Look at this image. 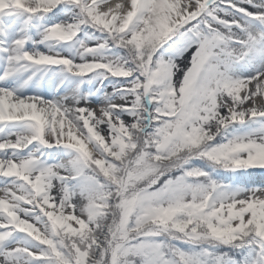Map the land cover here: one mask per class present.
I'll use <instances>...</instances> for the list:
<instances>
[{
    "label": "snow or ice",
    "instance_id": "1",
    "mask_svg": "<svg viewBox=\"0 0 264 264\" xmlns=\"http://www.w3.org/2000/svg\"><path fill=\"white\" fill-rule=\"evenodd\" d=\"M0 264H264V0H0Z\"/></svg>",
    "mask_w": 264,
    "mask_h": 264
}]
</instances>
